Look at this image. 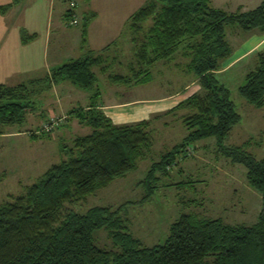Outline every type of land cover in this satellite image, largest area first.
Returning <instances> with one entry per match:
<instances>
[{"label":"trees","instance_id":"1","mask_svg":"<svg viewBox=\"0 0 264 264\" xmlns=\"http://www.w3.org/2000/svg\"><path fill=\"white\" fill-rule=\"evenodd\" d=\"M19 3L20 0H12L0 5V14ZM66 16H71V21L75 13L70 9ZM149 20L152 23L147 25ZM84 21L85 43L91 16L84 15ZM128 24L134 34L133 42L138 44L137 67H131L129 76L113 75L114 81L147 84L153 80L152 68L156 63L172 60L181 52L189 58L187 71L199 79L201 86L200 91L167 111L188 110L181 117L187 134L153 163L144 181L148 193L155 187L156 172L168 171L175 161L172 156L180 148L185 151L200 139L215 137L233 162L246 167L250 186L262 194L264 202V158L254 157L243 146L224 144L234 125L241 121V115L229 88L216 76L233 51L228 27L239 28L245 34L264 33V0L254 9L236 12L215 7L212 0H149L130 16ZM138 34L142 35L141 41L135 37ZM30 41L28 36L22 38V43ZM110 47L88 50L43 78L14 86L0 83V125L23 122L35 109L36 96L54 84L69 81L92 90L97 81L93 68L103 65ZM255 55L256 65L246 74L239 92L261 108L264 48ZM101 94L99 90L90 93L86 105L69 112L81 125L89 126L91 132L75 136L72 146L62 143L63 157L58 163L52 164L22 193L0 203V264H264V211L251 225L183 213L170 225L164 241L146 245L122 218L124 205L116 209L96 205L86 212L71 208L70 205L85 202L116 178L136 170L154 144L151 119L117 124L103 110L98 100ZM44 135L50 133L36 131L31 138ZM102 228L113 240V249L99 245L95 234Z\"/></svg>","mask_w":264,"mask_h":264},{"label":"rangeland","instance_id":"2","mask_svg":"<svg viewBox=\"0 0 264 264\" xmlns=\"http://www.w3.org/2000/svg\"><path fill=\"white\" fill-rule=\"evenodd\" d=\"M11 1L0 0V5ZM148 1L92 0L88 4L85 0H20L21 3L7 13L0 14V83L14 86L43 78L55 67L83 56L88 49L81 42L85 29L84 14L91 6L99 10L101 16L99 24L92 30L90 42L95 47L111 46L103 65L93 68L97 81L91 92L69 81L54 84L36 96V107L30 110L23 122L12 126L0 125V203L22 193L52 164L58 163L63 157L62 143L72 146L75 136L91 132L89 126L81 125L69 114L75 107L86 105L90 101V93L101 91L98 100L109 103L156 99L170 94H178L176 99L181 102L201 90L199 79L187 71L189 58L181 52L172 60L156 63L152 68L153 80L147 84L113 80V75L129 76L131 67H137L138 44L133 42L134 34L128 21L121 22ZM72 2H75V7ZM261 2L212 0L215 7L229 12L254 9ZM70 9L79 19L76 25L70 23L71 16H66ZM151 23L149 20L146 24ZM105 27H108L109 34L101 35L99 31ZM227 32L233 51L224 61H232V64L217 78L229 88L241 121L234 125L224 144L243 146L248 153L261 159L264 158V106L255 107L239 92L246 74L256 65V52L263 49L246 53L256 40L254 34L260 32L245 34L241 29L231 27ZM35 34L37 37L32 38ZM25 36L31 38L29 45L21 42ZM47 36H50V57L59 59V64L54 67L43 58ZM135 37L141 41L142 35ZM102 67H106L105 70ZM170 109L162 107L148 118L154 128V144L137 169L116 178L85 202L70 205L71 208L86 212L96 205L114 209L124 205L122 218L129 230L146 245L164 241L170 225L183 213L220 217L232 224L256 223L264 211L262 194L250 186L246 167L233 162L220 149L215 137L200 139L188 145L185 151L180 148L172 156L175 161L168 166V171L159 169L156 172L155 187L148 193L144 181L153 163L160 161L187 134L181 117L188 110L181 108L175 113H167ZM51 117L59 120L58 126L47 131L50 135L32 139L31 134L45 130L44 126ZM95 236L99 245L114 248L105 228L98 230Z\"/></svg>","mask_w":264,"mask_h":264},{"label":"crops","instance_id":"3","mask_svg":"<svg viewBox=\"0 0 264 264\" xmlns=\"http://www.w3.org/2000/svg\"><path fill=\"white\" fill-rule=\"evenodd\" d=\"M86 1V0H85ZM88 4L92 2V0L86 1ZM21 3V2H20ZM92 13H95V16L92 17ZM134 13V12H133ZM131 13L130 15L128 14L127 16L124 17V20H122L121 23H126L130 16L133 14ZM91 16V21L88 26L87 30V41L84 43L83 42L82 46H88V49L86 48L85 51L87 52L88 50H95L99 51L103 49L105 46L102 45L100 47H95L92 45L90 40L92 39V30L99 24L100 20V11L93 8L91 6V9H89L88 12H86L84 15ZM99 33L101 35H107L109 34V29L108 27L101 28ZM98 33V34H99ZM253 37H256V40L253 44V46L246 52V53H253L257 49L264 48V33H259V34H254ZM49 40L50 36H47V44L44 47L43 50V58L45 62L50 61V64L54 67L59 64V59H56L55 56L50 57V48H49ZM22 42V40H21ZM30 43L26 44L29 45ZM83 48V47H82ZM48 57L51 58V60L48 59ZM81 57V56H80ZM79 58V57H77ZM74 58V59H77ZM232 64L231 62L224 61L222 63L221 69L216 72V76L221 74V72H224L228 67H230ZM21 71V70H19ZM18 71V72H19ZM18 84V83H17ZM171 96H164L156 99H136V100H129V101H113L111 103L105 102V100H101L102 108L106 112L108 116H110L113 121L117 124H122V123H130V122H137L143 119H148L152 115H154L158 110H161L162 107L166 109L173 108L175 105L178 104L179 99H176L178 97V94H170Z\"/></svg>","mask_w":264,"mask_h":264},{"label":"built area","instance_id":"4","mask_svg":"<svg viewBox=\"0 0 264 264\" xmlns=\"http://www.w3.org/2000/svg\"><path fill=\"white\" fill-rule=\"evenodd\" d=\"M75 5H76L75 2H72V6L75 7ZM70 23L73 24V25L78 24V23H79V19H78V17L74 16V17L72 18V20L70 21ZM49 121H50V122L47 123V124H45V126H44V129H45L46 131H50V130H52L56 125L58 126V124H59V120H58V119H55V118H53V117H51V119H50Z\"/></svg>","mask_w":264,"mask_h":264}]
</instances>
